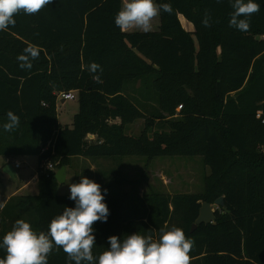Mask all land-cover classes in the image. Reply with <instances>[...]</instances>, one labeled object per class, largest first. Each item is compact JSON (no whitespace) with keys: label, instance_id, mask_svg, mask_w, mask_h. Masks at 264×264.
Masks as SVG:
<instances>
[{"label":"trees","instance_id":"obj_1","mask_svg":"<svg viewBox=\"0 0 264 264\" xmlns=\"http://www.w3.org/2000/svg\"><path fill=\"white\" fill-rule=\"evenodd\" d=\"M154 2L173 12L161 10L152 32L116 26L122 0H53L37 14L21 12L14 27L0 31V157L38 160V193L7 201L0 243L17 219L47 232L55 216L75 206L70 195L58 194L55 180L73 158L200 156L210 170L201 195L112 194L122 182L104 183L110 214L93 225L94 256L110 247L109 236L158 239L161 228L176 226L195 242L190 264H264V123L256 119L259 112L264 118V0H255L260 11L246 32L230 27V0ZM206 11L210 27L202 23ZM29 45L40 55L25 70L17 57ZM92 63L100 66L95 72ZM138 82L128 94L127 86ZM72 91L78 112L71 127H61L58 95ZM9 110L20 123L6 132ZM138 119L143 129L129 135L127 126ZM162 120L169 131L148 137ZM44 162L54 171H42ZM220 197L224 207L213 223L191 232L202 203ZM5 256L0 248V259ZM48 264H68L62 248L54 247Z\"/></svg>","mask_w":264,"mask_h":264},{"label":"clouds","instance_id":"obj_2","mask_svg":"<svg viewBox=\"0 0 264 264\" xmlns=\"http://www.w3.org/2000/svg\"><path fill=\"white\" fill-rule=\"evenodd\" d=\"M220 2V0H217ZM53 0H0V31L14 27L15 16L37 14ZM233 12L230 27L246 32L250 29V17L260 11L255 0H230ZM171 14L170 4L157 5L154 0H124V4L115 16V24L122 31L138 28L144 32L151 30V21L160 11ZM243 17V18H242ZM207 11L202 23L210 27ZM40 50L34 45L24 48L17 60L21 69L30 70L32 61L39 58ZM100 66L92 63L91 72ZM7 122L3 124L6 132L19 127L20 118L13 111L7 112ZM69 199L74 207H65L62 214L55 216L48 225L47 232L37 233L31 224L17 219L11 230L4 236L0 248L6 256L0 264H48V257L54 247L62 248L68 264H190V255L194 241L186 238L184 231L176 226L160 229L158 239L139 233L126 235L121 239L116 235L108 237L110 247L94 256L95 235L93 225L106 222L109 208L104 202L105 195L101 185L87 177H81L79 183L68 185ZM106 192V190H104Z\"/></svg>","mask_w":264,"mask_h":264},{"label":"rangeland","instance_id":"obj_3","mask_svg":"<svg viewBox=\"0 0 264 264\" xmlns=\"http://www.w3.org/2000/svg\"><path fill=\"white\" fill-rule=\"evenodd\" d=\"M123 4H124V0ZM155 3V2H154ZM180 22L184 28L189 30L186 27V23L182 17H180ZM151 30L148 32L156 31L159 25V17L158 15L153 18L151 21ZM127 32H144L138 28H130ZM150 78V77H145ZM143 83V82H142ZM141 83L130 84L127 86L126 91L128 94L132 95L134 89H137ZM76 96V99L73 101H65L63 104L60 103V100H57L56 103V112L57 119L59 125L61 127H71L72 119L75 114L78 112V101H77V93L72 91ZM182 110L181 106H177L176 114ZM175 116L172 120H177L180 116ZM257 120H261L264 123V118H262L261 113L259 112L256 115ZM166 121L162 120L159 123H155L152 130L148 133V137H152L154 133H167L168 126L165 124ZM144 126V120L138 119L132 124L127 126V133L129 135L137 136L141 132ZM259 150L264 153V147H259ZM19 157L16 159L9 160H17V159H26L25 162L21 164V169L18 170V176L21 178L23 175H30L34 173L38 166V160L36 157ZM88 159V158H86ZM84 158H73L66 170V179L62 184L58 186V194L60 196L70 195L68 185L70 183H79L81 177L85 175V177L93 180V176L97 171H91L92 166L95 169L100 168L104 174L107 175L106 178L101 181L100 177H97V182L101 185L102 193L104 192L103 183L108 182L109 180H117V175H110V171L113 168L117 167V169L121 172V178L127 179L125 180L127 183L119 185H115L112 187V194H118L121 191L129 193L130 195H137L138 197L144 196L146 194H158L165 196H174V195H201L205 191V183L204 179L207 175H209L210 170L203 163V159L200 156L194 157H184V156H171V157H156L152 159H147L145 157H126L121 158V161H114L112 159H103L96 158L86 160ZM120 159V158H119ZM113 162V165H111ZM94 169V170H95ZM45 171V170H42ZM126 172V174L124 173ZM101 175V174H100ZM119 176V175H118ZM18 186V181L14 182L10 179H7L6 176L2 173L1 170V158H0V202L4 199V195L10 194L15 187ZM36 193L37 187L31 186L28 188V193ZM221 208L214 206L212 204V210L217 211Z\"/></svg>","mask_w":264,"mask_h":264},{"label":"crops","instance_id":"obj_4","mask_svg":"<svg viewBox=\"0 0 264 264\" xmlns=\"http://www.w3.org/2000/svg\"><path fill=\"white\" fill-rule=\"evenodd\" d=\"M186 27L189 30H192V25L191 24L186 23ZM59 100H60L61 104H63V102H65L62 99H59ZM118 122H119V120L116 121V123H118ZM90 139L92 140L93 136ZM0 158H1V170H2V173H3V170L6 169L8 172H10V174L12 176H14V178H9L6 174L3 173L6 176V178L10 179L11 181H14V182L18 181V186L15 187V190H13L10 194L4 195L5 196L4 199L2 200V202H0V211H1L2 208L4 207V205L7 203V201L10 198H12V197H15V196H36L37 195L38 191L36 193L35 192L34 193H28V188H30L32 185L37 187L38 173H37V170H36L34 173H32L30 175H23L21 178H19L18 170H20L22 168L21 164L23 162H25L26 159L9 160V159H4L2 157H0ZM79 158H81V157H79ZM123 158H126V157H123ZM84 159H86V158H84ZM116 159H117V161H121L122 160L121 158L120 159L116 158ZM86 160H90V159H86ZM112 160L114 161L115 159H112ZM15 163H18L20 165V168L15 169L14 168V164ZM8 164H10L15 169V174L14 175L9 169L6 168V165H8ZM112 165H113V162H111L110 166H112ZM94 169H95V167L92 166V168H91L92 172L93 171H97V170H100V171L96 172L94 175H97V176H93L92 179L93 180H95V179L97 180V177L101 176L100 180L103 181L106 178L107 175L103 176L102 174H104V172L102 171V173H101V169L100 168H97L95 170ZM112 172H114V174L117 175L116 179H119L122 182V184H126L127 183L125 181L127 179H123V178L120 177L121 176V172L117 169V167L113 168L112 171H110L109 177H110L111 174H113ZM124 173L126 174V172H124ZM65 175H66V170H65ZM83 177H85V175H83ZM102 185L104 186V183Z\"/></svg>","mask_w":264,"mask_h":264},{"label":"water","instance_id":"obj_5","mask_svg":"<svg viewBox=\"0 0 264 264\" xmlns=\"http://www.w3.org/2000/svg\"><path fill=\"white\" fill-rule=\"evenodd\" d=\"M90 138H92V136H89V139ZM6 168L9 169L13 173V175L15 174V169L10 164L6 165ZM3 173L6 174L9 178H14V176H12L10 172H8L6 169L3 170ZM65 178L66 175H65L64 167L60 168L55 172V180L57 181L58 184H62L65 181ZM213 205L219 208H223L224 207L223 197L216 199ZM215 212L216 211L212 210V204L206 202L202 203L199 210L198 218L195 220L194 224L192 225L191 232L194 231L198 225L213 223V221L215 220Z\"/></svg>","mask_w":264,"mask_h":264},{"label":"built area","instance_id":"obj_6","mask_svg":"<svg viewBox=\"0 0 264 264\" xmlns=\"http://www.w3.org/2000/svg\"><path fill=\"white\" fill-rule=\"evenodd\" d=\"M59 99H62L64 101H73L76 99V96L73 94V92L61 93L58 95V100ZM87 138L89 139V136ZM14 168L18 169V168H20V165L18 163H15ZM41 168H43L44 170L49 171V172L54 171V165H52V163H50V162H44L41 165Z\"/></svg>","mask_w":264,"mask_h":264}]
</instances>
